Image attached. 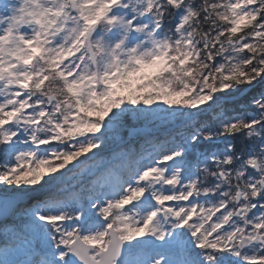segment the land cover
Segmentation results:
<instances>
[{
  "label": "snow or ice",
  "instance_id": "6c2138e0",
  "mask_svg": "<svg viewBox=\"0 0 264 264\" xmlns=\"http://www.w3.org/2000/svg\"><path fill=\"white\" fill-rule=\"evenodd\" d=\"M0 264H264V0H0Z\"/></svg>",
  "mask_w": 264,
  "mask_h": 264
}]
</instances>
